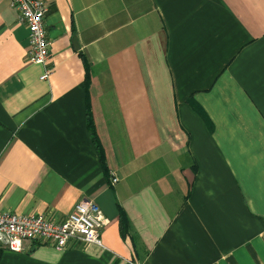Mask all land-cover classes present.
Returning <instances> with one entry per match:
<instances>
[{"label": "crops", "instance_id": "crops-1", "mask_svg": "<svg viewBox=\"0 0 264 264\" xmlns=\"http://www.w3.org/2000/svg\"><path fill=\"white\" fill-rule=\"evenodd\" d=\"M11 1L0 214L86 200L107 224L103 248L24 242L0 264H264V0H42L47 81Z\"/></svg>", "mask_w": 264, "mask_h": 264}, {"label": "built area", "instance_id": "built-area-1", "mask_svg": "<svg viewBox=\"0 0 264 264\" xmlns=\"http://www.w3.org/2000/svg\"><path fill=\"white\" fill-rule=\"evenodd\" d=\"M10 6L17 12V20L28 30V61L44 66L41 81H47L51 68L46 62L50 41L45 18L48 6L42 0H12ZM117 182L116 178L112 183ZM107 224L102 210L93 201L82 200L59 222L44 215L0 214V248L24 251L23 243L46 245L57 251L74 243L94 244L103 248L100 233Z\"/></svg>", "mask_w": 264, "mask_h": 264}, {"label": "trees", "instance_id": "trees-1", "mask_svg": "<svg viewBox=\"0 0 264 264\" xmlns=\"http://www.w3.org/2000/svg\"><path fill=\"white\" fill-rule=\"evenodd\" d=\"M89 131L91 132V135H92V137H93V141H94V143H95V145H96L97 150L100 151V150H99V146L96 144L95 137L93 136L94 131H93V128H92V125H91V124H89ZM123 228H124V224H123ZM37 245H38V244H37Z\"/></svg>", "mask_w": 264, "mask_h": 264}, {"label": "water", "instance_id": "water-1", "mask_svg": "<svg viewBox=\"0 0 264 264\" xmlns=\"http://www.w3.org/2000/svg\"><path fill=\"white\" fill-rule=\"evenodd\" d=\"M72 42H73L74 45H76V47H77V43H76V39H75V38L72 39Z\"/></svg>", "mask_w": 264, "mask_h": 264}]
</instances>
